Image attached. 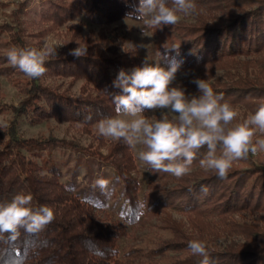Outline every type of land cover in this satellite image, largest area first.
Wrapping results in <instances>:
<instances>
[{
    "label": "trees",
    "instance_id": "obj_1",
    "mask_svg": "<svg viewBox=\"0 0 264 264\" xmlns=\"http://www.w3.org/2000/svg\"><path fill=\"white\" fill-rule=\"evenodd\" d=\"M92 1L99 25L126 19L131 5L138 3ZM195 2L193 21L181 19L175 26L153 28L159 36L158 51L168 65L176 59L182 61L179 73L198 71L176 79L174 86L182 87L186 95L198 96L192 81L206 79L214 92L223 93L235 108H243L245 115L254 114L264 103V0ZM24 7L10 14L12 20L0 24V75L26 94L18 105L0 103V113L11 110L14 115L8 127L0 126V202L18 193L31 194L33 206H50L55 219L38 233L21 229L14 239L5 234L0 239V264H198L202 257L190 251L191 240L204 241L215 264H264V222L237 217L264 212V165L251 160L250 155L235 161L226 179L200 168L198 160L206 148L201 149L192 172L182 178L155 174L146 166L158 181L149 182L140 200L134 151L123 141L110 139L104 153L74 139L19 134L21 120L37 125L53 119L77 124L94 135L96 121L116 114L112 94L120 91L113 87L118 73L112 71L111 60L87 46L86 57L68 55L69 48L66 55L47 62V72L38 79L10 65L6 53L11 47H30L21 18ZM172 47L179 49V55L166 51ZM48 76L71 78V85L80 79L85 83L80 94L73 95L45 83L43 78ZM89 114L92 120H85ZM95 138L104 139L99 134ZM59 146L113 168L114 181L123 187L127 198L122 213L125 223L133 225L141 221V215L161 211L163 231L150 236L145 244L121 252V230L114 220L100 216L101 202L86 199L62 181L65 172L52 154ZM171 208L185 213L188 228L174 217ZM225 237L240 239L223 249L214 246Z\"/></svg>",
    "mask_w": 264,
    "mask_h": 264
},
{
    "label": "clouds",
    "instance_id": "obj_2",
    "mask_svg": "<svg viewBox=\"0 0 264 264\" xmlns=\"http://www.w3.org/2000/svg\"><path fill=\"white\" fill-rule=\"evenodd\" d=\"M126 14L142 22V36L147 29L175 26L183 17L196 13L195 0H138ZM63 44L45 38L40 47H11L7 60L27 77L38 79L47 72L46 63L59 57ZM145 48V44L134 45ZM179 49L172 47L166 51ZM68 55L82 58L88 55L83 45L71 49ZM145 57L141 66L131 70L120 69L113 80L119 89L112 94L115 115L102 117L95 127L100 136L123 141L136 150L137 158L152 173H166L182 178L192 172L201 149L207 151L199 158L200 168L226 179L235 161L251 154L264 152V103L254 114L236 122L238 112L223 93L214 92L206 79L195 78L199 95H186L180 86H174L182 61L172 59L168 67ZM160 112L159 118L147 112ZM85 120H92L91 114ZM260 134V135H258ZM203 192L207 189L202 187ZM31 194L18 193L10 200L0 202V239L7 234L14 239L23 229L27 233L42 231L54 219V210L48 205L34 207ZM190 251L199 257L198 264H215L207 245L202 240H191Z\"/></svg>",
    "mask_w": 264,
    "mask_h": 264
},
{
    "label": "rangeland",
    "instance_id": "obj_3",
    "mask_svg": "<svg viewBox=\"0 0 264 264\" xmlns=\"http://www.w3.org/2000/svg\"><path fill=\"white\" fill-rule=\"evenodd\" d=\"M25 6L21 16L24 21L26 40L30 47H40L47 37L52 42L63 44L58 48L59 57L67 54L69 48L84 45L91 50L101 53L112 62V71L118 73L120 69L131 70L141 66L145 57L157 60L162 56L158 51L159 36L152 29H147V36H142V22L129 18L116 21L109 25L95 23L96 12L92 0H0V24L11 19L10 14L17 8ZM182 19L193 21V17L186 16ZM145 44V48H136L134 45ZM161 65L168 67L162 56ZM198 71L177 72L181 78L197 74ZM43 81L51 86L61 88L69 94L79 95L85 81L77 80L71 85V78L48 76ZM26 97L18 87L6 77L0 75V103L6 106L18 105ZM237 121H242L245 115L243 108L236 107ZM160 115L159 111L149 112V116ZM14 115L11 110L0 113V126L8 127ZM18 132L23 137H48L54 135L58 138L76 140L83 146H91L106 153L110 138L103 140L95 138L98 132L94 125L93 134L83 132L81 126L68 122H57L53 119L37 125L21 120ZM260 135V134H258ZM136 159V175L140 181L138 192L140 200L144 199L147 186L152 180L158 181L147 170L146 165L140 162L134 150ZM55 161L65 172L62 181L75 192L95 203L100 201L99 214L105 220H114L121 230L119 241L121 252L130 246L145 244L155 233L163 230V213L156 211L154 214L141 215V221L130 225L123 221L122 213L127 208V198L123 187L114 181V170L110 166H101L97 159L73 150L56 147L52 150ZM251 160L264 165V152L251 155ZM177 220L183 221L187 228L188 222L185 213L178 208H171ZM240 221L257 220L264 222V212L245 213L237 216ZM240 238L225 237L214 244L218 249H223L233 240Z\"/></svg>",
    "mask_w": 264,
    "mask_h": 264
}]
</instances>
